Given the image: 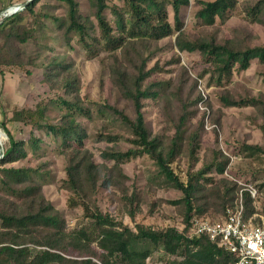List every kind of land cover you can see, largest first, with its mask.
I'll list each match as a JSON object with an SVG mask.
<instances>
[{
  "label": "trees",
  "instance_id": "1",
  "mask_svg": "<svg viewBox=\"0 0 264 264\" xmlns=\"http://www.w3.org/2000/svg\"><path fill=\"white\" fill-rule=\"evenodd\" d=\"M239 1L196 0L194 27L198 33L193 36L186 30L183 15L191 0H22L23 8L0 13L1 79L7 65L36 63V56L24 46L36 43L44 47L40 37L48 38L50 27L56 31L53 44L74 50L76 41L89 58L105 54L109 79L118 96L131 107L128 110L117 103L91 100L85 103L70 96L78 88L77 78L70 76V54L56 55L42 65L45 83L57 90L55 97L41 99L35 108L16 107L11 116L4 111L0 120L6 136L0 156V264H150L156 253L174 257L162 264L235 263L236 254L209 235L188 233L194 216L213 220L225 216L243 189L224 175L230 156L217 146L218 138L207 146L203 144L207 112L199 104L207 101L211 106V102L202 96L197 79L181 65L180 54L162 64L159 60L152 65L149 62L162 49L160 41L170 36L175 37L180 52L197 53L198 61L204 64L199 76H206L208 85L220 89L218 95L224 106H250L262 117L263 143L229 142L225 148L250 160L264 157V94L241 92L232 85L235 74L246 71L253 60L264 63V43L253 42L243 31L220 38L215 28L227 21ZM249 14L252 20L264 24V0H257ZM49 48L53 49L52 45ZM165 71H176L175 78L148 81L155 73ZM63 73L66 75L59 82ZM260 74L264 78V72ZM148 100L158 106L162 121L158 130L147 116ZM52 109L61 116H52ZM94 109L120 119L130 131L128 135L99 132V139L130 143L125 150L102 149L105 161L101 163L85 147L87 130L76 119L78 115L91 118ZM211 110V122L221 125L222 114ZM9 121L29 124V136L16 138L7 125ZM48 140L56 141L59 151L66 155L63 186L73 194L68 205L81 207L84 219L76 226L69 225L64 212L46 196L42 165L15 163L43 153ZM138 156L155 162L152 182L181 192L178 198L164 201L175 207L182 226L173 223L155 227L136 219L141 197L135 188L128 192L123 187L129 176L122 164ZM184 156L188 168L182 176L173 163ZM200 159L203 161L196 167ZM232 173L264 180V167ZM244 179L252 181L246 176ZM111 185L121 187L133 225L99 204V190ZM258 187L264 190V181ZM243 197L244 218L257 213L253 221L262 223L264 207L259 209L256 198L245 188Z\"/></svg>",
  "mask_w": 264,
  "mask_h": 264
},
{
  "label": "rangeland",
  "instance_id": "2",
  "mask_svg": "<svg viewBox=\"0 0 264 264\" xmlns=\"http://www.w3.org/2000/svg\"><path fill=\"white\" fill-rule=\"evenodd\" d=\"M16 1L22 0H0V13ZM115 1L120 2V0ZM195 1L196 0H191V4L185 7L183 11L186 30L192 36L198 33V28L194 27V12L197 9ZM256 1L257 0H240L237 9L229 16L227 21L225 23H218L217 26H215L218 36L220 38L230 37L243 31L250 36L253 42L264 43V24L252 20V16L249 14L251 6ZM82 2H84V0H82ZM47 32L50 34L48 38L40 37V42L46 44L44 47H39L36 43H28L24 46L27 51L36 56L35 64L7 65L4 67V79H1L0 76V120L4 118V111H6L8 116H11L13 109L16 107L35 108L41 99L47 100L51 97H55L57 90L56 88L50 89L45 83L42 65L59 54H70L73 62L70 76L77 78L78 88L70 96H75L85 103H89L90 100L102 103L110 102L126 106L128 110L131 108L126 104L125 100L118 96L116 88L109 79L106 70L105 54L89 58L81 44L74 41L75 49L70 50L58 43L53 44V42H55L53 35L56 33L54 29L49 27ZM174 42V36L161 40L160 44L162 49L152 57L149 65H152L156 60H159L162 64L169 61L171 57L176 54L181 55V65H184L192 77L197 79V86L202 96L211 102V106L208 105L207 101L202 102V105L199 104L200 109L207 112L205 120L206 131L203 141L204 146L213 142L216 137L218 138L217 146L222 150L223 147L226 149V143L229 142L241 144L243 141L247 140L251 143H263V131L260 127L263 121L257 110L250 106H224L218 95L220 89L215 85H208L206 76H199V72L204 66V64L198 61L200 58L199 55L197 53L188 54L180 52ZM51 45L53 49L49 48ZM165 66L170 68L174 65ZM260 72H264V63H260L255 59L246 71L235 74L234 83L232 84L234 89L241 92L249 90L255 95L260 93L264 94V78ZM65 75L66 74L63 73L59 77V82ZM67 76H69V72ZM175 76L176 71L158 72L155 73L151 79H148V81L161 78H175ZM211 109L222 114L221 125L211 122L209 118L210 113H212ZM146 110L151 125L158 130L162 125L158 106L151 102V100H148ZM50 114L55 118L61 116V113L57 109L50 110ZM76 119L81 121L87 130L88 137L85 147L94 155L96 162L101 163L105 161L101 156V150L106 147H115L125 150L130 146V143L123 139L117 142L99 139L98 134L100 131L120 135H128L130 132L125 123L113 117L111 114L103 115L99 113L97 109H94L91 118L78 115ZM7 125L16 138H26L29 136V124H25L21 121H9ZM5 140L6 136L4 131L0 128V147L4 145ZM45 147V151L40 155L32 154L15 163L18 165L27 164L31 166L42 165L43 170L46 172V175L42 178L44 180V191L46 196L53 201L56 207L64 212L69 225L76 226L81 224L84 222L82 208L79 206L71 208L68 205V199L73 194L63 186L64 179L66 178V155L59 151L58 144L54 140H48L45 143ZM204 152V150L201 151V157H203ZM202 161L203 160L200 159L196 167H199ZM108 163L112 164L113 161H108ZM122 166L124 172L129 176V179L123 183V187L127 189L128 192H131V190L135 188L141 197L136 219L155 227H162L173 223L182 226L179 221V216L175 211V207L171 203L164 201L166 199L178 198L181 192L175 188L160 186L152 182L151 176L157 168L155 162L147 156H138L126 160L123 162ZM173 166L175 170L183 176L184 171L188 168L187 157H182L177 162L173 163ZM263 167L264 157L250 160L242 156L232 155V157H230L228 171L227 173L224 172L226 177L237 181L243 187L246 183H251L257 188L258 193L254 197L256 198L255 203L259 209L264 207V190H260L258 183H262L264 180L261 178L253 180L251 176L245 175L252 180L246 181L244 179L245 176L237 177L232 171L246 170L251 172ZM98 202L104 210L111 212L117 218L122 219L130 225L134 224L124 205L121 187L111 185L108 188H101L98 192ZM256 216H258L257 213L253 215V218ZM261 218L263 219L264 217L261 216ZM166 259L174 260V257L156 253V256L150 261V264H162Z\"/></svg>",
  "mask_w": 264,
  "mask_h": 264
},
{
  "label": "built area",
  "instance_id": "3",
  "mask_svg": "<svg viewBox=\"0 0 264 264\" xmlns=\"http://www.w3.org/2000/svg\"><path fill=\"white\" fill-rule=\"evenodd\" d=\"M21 8H23L21 3L14 4L7 7L3 13L9 14ZM200 104L202 105V102ZM1 151L0 147V156ZM223 151L232 157L224 147ZM227 171L228 169L225 173ZM244 188L253 197L258 193L257 188L251 183H246ZM243 189L240 190L235 204L228 208L225 216L218 220L194 216L188 233L190 236L207 234L211 239L218 241L225 249L236 254L237 260L234 264H264V221L255 223L253 216L248 219L244 218Z\"/></svg>",
  "mask_w": 264,
  "mask_h": 264
},
{
  "label": "crops",
  "instance_id": "4",
  "mask_svg": "<svg viewBox=\"0 0 264 264\" xmlns=\"http://www.w3.org/2000/svg\"><path fill=\"white\" fill-rule=\"evenodd\" d=\"M22 1H16L15 3H13L12 5H14V4H18V3H21Z\"/></svg>",
  "mask_w": 264,
  "mask_h": 264
}]
</instances>
